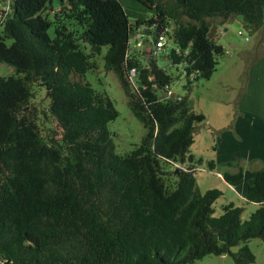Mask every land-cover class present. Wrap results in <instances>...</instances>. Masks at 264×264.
I'll use <instances>...</instances> for the list:
<instances>
[{"label":"trees","instance_id":"16d2710c","mask_svg":"<svg viewBox=\"0 0 264 264\" xmlns=\"http://www.w3.org/2000/svg\"><path fill=\"white\" fill-rule=\"evenodd\" d=\"M51 1L14 0L0 21V64L14 73L0 76V264H191L209 255L253 264L246 245L231 249L250 239L264 242V168L247 183L245 200L258 205L249 220L242 223V209L232 204L215 217L213 204L222 193H196L189 152L204 116L184 97L161 100L159 89L171 76L155 61L144 65L128 42L141 26H172L177 47L191 44L187 60L199 71L196 81L209 80L224 51L210 38L207 19L241 17L256 32L264 25V0H135L153 15L134 24L122 0H57L60 15L79 29L74 33L57 16H41ZM103 48L105 70L117 76L147 131L125 156L115 154L107 129L118 116L112 102L72 80L94 69ZM130 68L139 92L127 78ZM34 84L45 88L59 130L47 138L31 106ZM172 163L184 168L169 172L175 178L170 189L163 166ZM222 177L236 184L244 173Z\"/></svg>","mask_w":264,"mask_h":264},{"label":"rangeland","instance_id":"374dc122","mask_svg":"<svg viewBox=\"0 0 264 264\" xmlns=\"http://www.w3.org/2000/svg\"><path fill=\"white\" fill-rule=\"evenodd\" d=\"M121 5L131 24L136 20L146 22L153 15L135 0H122ZM60 12L58 1L52 0L41 16L49 21L57 16L68 32L79 31L73 23L61 16ZM181 21L188 22L186 18H181ZM207 22L210 38L224 51V55L218 60L216 71L209 80L199 79L187 87V81L179 70L167 66L165 60H159L157 64L159 67H166L167 73L173 77L172 92L186 98L190 109L196 114H202L205 119L194 132V143L189 149L196 164V193L203 195L211 189L220 191L221 197L213 204V215L220 216L223 213L222 208L232 204L242 209L240 221L243 223L258 209V205L246 202L244 197L250 174L264 168V117L251 115L248 110L249 105L264 107V25L258 31L251 32L244 27L241 17L227 21L221 18L207 19ZM1 32L0 26V34ZM50 35L53 36L52 30ZM128 45L132 53L135 50L133 36H130ZM150 49L148 43L135 53H143L141 59L147 61ZM83 50L88 54L89 46L86 45ZM105 52L106 48H103L101 55L93 61L94 69L87 71L83 78L72 76V80L88 83L96 93L104 95L112 102L118 116L107 124V129L115 154L125 156L140 145L147 131L130 110L117 76L112 71L105 70ZM12 75V68L0 64L1 77ZM32 92L34 99L31 106L36 108L39 114L43 138L56 131L59 133L56 123L48 113L49 100L45 88L34 84ZM241 101L243 110L240 108ZM56 137L58 138L57 135ZM210 162L215 164L213 170L209 169ZM175 168L184 166L176 163L163 166V171L167 172L164 177L165 184L170 189L174 187L175 178L169 172H173ZM238 169H242L244 173L241 182L227 184L223 181L225 172L235 173ZM243 245L254 255L253 264H264V242L250 239L233 247L231 251L237 252ZM191 264H234V261L229 255H209Z\"/></svg>","mask_w":264,"mask_h":264},{"label":"built area","instance_id":"2783aa9c","mask_svg":"<svg viewBox=\"0 0 264 264\" xmlns=\"http://www.w3.org/2000/svg\"><path fill=\"white\" fill-rule=\"evenodd\" d=\"M14 0H0V21L8 16L11 11V5ZM148 30V34L146 32ZM238 34L241 35L239 32ZM133 38L135 39V50L140 51L143 47L148 45L151 46L150 52L148 54V59H139L145 65H148L149 62L155 61L158 66L159 60H165L167 66H173L175 69L180 71V74H183V78L187 81V83H194L199 77V71L193 69L194 61H188L189 53L191 50V44H189L188 48L185 50H181L176 46L173 38V27L165 25L163 23L153 24L147 27L146 25L139 27L134 31ZM151 37V39H149ZM143 56L144 54H137ZM178 57L180 61L178 63L172 62V57ZM161 72L169 75L167 73L166 67H159ZM127 78L134 89L138 91V87L136 86L137 73L135 68H130L126 71ZM170 76V75H169ZM172 80L173 77L171 76ZM172 82L170 84L165 85V87L159 89L158 96L161 100L173 99L180 101L182 96L175 95L172 92ZM156 87V86H154ZM220 177V176H219Z\"/></svg>","mask_w":264,"mask_h":264},{"label":"crops","instance_id":"0c3cea01","mask_svg":"<svg viewBox=\"0 0 264 264\" xmlns=\"http://www.w3.org/2000/svg\"><path fill=\"white\" fill-rule=\"evenodd\" d=\"M242 102L243 101H241V105H240L241 109H242V107H241L242 106ZM248 107H250L248 110H249L251 115L258 114L260 118L264 117V107L263 106H259V108H256V106H254V105H249ZM214 168H215V166H214ZM220 178H222V177H220ZM245 192H246V190H245ZM245 192H244V197H245Z\"/></svg>","mask_w":264,"mask_h":264},{"label":"water","instance_id":"95a60500","mask_svg":"<svg viewBox=\"0 0 264 264\" xmlns=\"http://www.w3.org/2000/svg\"><path fill=\"white\" fill-rule=\"evenodd\" d=\"M175 173H177V170H175Z\"/></svg>","mask_w":264,"mask_h":264}]
</instances>
